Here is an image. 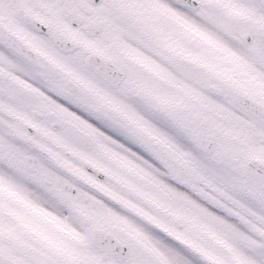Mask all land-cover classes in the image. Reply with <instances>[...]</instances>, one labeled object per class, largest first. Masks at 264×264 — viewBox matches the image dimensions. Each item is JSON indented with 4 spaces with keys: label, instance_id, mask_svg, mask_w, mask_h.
<instances>
[{
    "label": "snow or ice",
    "instance_id": "6c2138e0",
    "mask_svg": "<svg viewBox=\"0 0 264 264\" xmlns=\"http://www.w3.org/2000/svg\"><path fill=\"white\" fill-rule=\"evenodd\" d=\"M0 264H264V0H0Z\"/></svg>",
    "mask_w": 264,
    "mask_h": 264
}]
</instances>
